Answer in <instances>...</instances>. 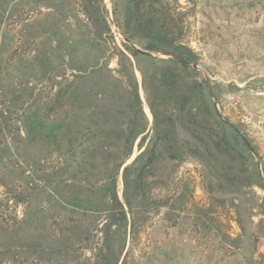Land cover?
Listing matches in <instances>:
<instances>
[{
    "label": "rangeland",
    "instance_id": "obj_1",
    "mask_svg": "<svg viewBox=\"0 0 264 264\" xmlns=\"http://www.w3.org/2000/svg\"><path fill=\"white\" fill-rule=\"evenodd\" d=\"M132 10L0 0V111L17 113L0 133V264H100L98 250L108 264H264V0H145L154 40ZM67 84L73 106L56 100ZM118 165L122 203L124 169L143 175L134 240L124 225L105 239L70 202Z\"/></svg>",
    "mask_w": 264,
    "mask_h": 264
},
{
    "label": "trees",
    "instance_id": "obj_2",
    "mask_svg": "<svg viewBox=\"0 0 264 264\" xmlns=\"http://www.w3.org/2000/svg\"><path fill=\"white\" fill-rule=\"evenodd\" d=\"M145 0H131L133 10L132 16L134 17V25L135 28L140 32L141 30L147 31V34L151 37V39L159 38L160 35L163 33H167L168 31V25H162L165 21L168 20V15L166 13V10L163 9V6H161V11H156V14L160 15L162 22L161 27L163 30L160 31L154 30L153 27L155 25L154 20L149 18V20H143L142 12L140 13V8ZM151 2H159V0H149ZM165 10V11H164ZM155 16V15H154ZM88 21V20H87ZM167 26V27H166ZM160 27V28H161ZM106 32L108 33V36L110 39L112 38V43L114 48L116 47L117 50V56H124L123 53L119 50L117 46H115L113 42V37L109 31V29H106ZM99 33V32H98ZM147 35V36H148ZM164 37L166 35H163ZM99 37V35H97ZM159 44H161L160 41ZM77 72H80L81 69L75 67ZM72 76V75H71ZM73 79H76V77H73ZM73 80H71L69 83H72ZM68 85V86H67ZM64 87L60 89L62 92L57 94L56 100H58L61 97V100L63 103L67 106H73L78 100H83V96L79 99L78 95L75 94L73 91L68 92V88L70 87V84H67ZM64 98V99H63ZM55 103V101H54ZM17 113L12 112L10 110H5L3 112L0 111V133L3 129L8 128L15 120H17ZM153 117L155 119V122L158 123L157 115L153 112ZM29 119L23 117V122L25 125L29 126ZM158 124H161L159 122ZM27 133L29 134L32 128L29 129ZM36 131V130H35ZM131 133H129L128 136H130L128 139L126 138L124 141V148H127V144H129V139H131ZM51 134V135H50ZM50 135V136H49ZM49 135L45 138L47 142H52L55 140L53 136V131H49ZM52 139V141H50ZM30 142H33L32 140ZM7 151V148L3 150H0L1 153H5ZM37 167H40L39 164H37ZM118 166L112 167L110 174L106 178V182L104 185L96 188V189H88L86 190L88 197H93L94 199H90L86 196H80L79 188H74L71 192L70 202L71 206L78 210L77 212H80L83 216L90 215L92 219L100 218L104 219V223L101 225L100 229L97 231H100L103 233L105 239H109V237L114 234L118 229H120L121 226H125L127 230H125L124 234L128 235L130 240H134L143 232V228L146 225V217L143 216V214L140 211V207L146 208L147 204H144L142 198L144 195L143 190V175L140 171L138 175H136V178L133 180H130L128 178V174L130 171V168H125L123 173V203L119 200L116 192V179L114 174L118 172ZM112 172V173H111ZM142 192V194H141ZM141 194L142 198L138 203L134 202V199ZM8 206L6 204H2V201L0 200V228L3 226H7L9 223V218L7 215V208ZM143 212V211H142ZM145 212V211H144ZM12 220V224H16V220ZM89 236V235H88ZM88 236H80L79 240H87ZM98 253L101 254V263L100 264H108L107 256L105 254H102L101 250H98ZM124 264V263H123Z\"/></svg>",
    "mask_w": 264,
    "mask_h": 264
},
{
    "label": "water",
    "instance_id": "obj_3",
    "mask_svg": "<svg viewBox=\"0 0 264 264\" xmlns=\"http://www.w3.org/2000/svg\"><path fill=\"white\" fill-rule=\"evenodd\" d=\"M210 97L213 99V101H214V107H215V110H216V114H217V116L221 119V120H223V122L226 124V125H228V126H230L232 129H234L235 131H237L236 130V128L229 122V121H227V120H225L224 118H223V115L219 112V110L217 109V104H216V98H215V96L212 94V93H210Z\"/></svg>",
    "mask_w": 264,
    "mask_h": 264
}]
</instances>
